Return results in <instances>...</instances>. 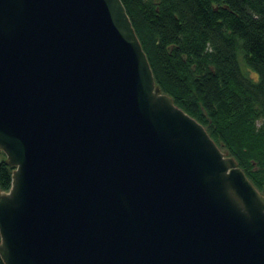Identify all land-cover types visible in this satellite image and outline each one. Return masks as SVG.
<instances>
[{
  "label": "water",
  "instance_id": "water-1",
  "mask_svg": "<svg viewBox=\"0 0 264 264\" xmlns=\"http://www.w3.org/2000/svg\"><path fill=\"white\" fill-rule=\"evenodd\" d=\"M0 151L2 264H264V195L121 0H0Z\"/></svg>",
  "mask_w": 264,
  "mask_h": 264
},
{
  "label": "trees",
  "instance_id": "trees-1",
  "mask_svg": "<svg viewBox=\"0 0 264 264\" xmlns=\"http://www.w3.org/2000/svg\"><path fill=\"white\" fill-rule=\"evenodd\" d=\"M121 1L155 83L264 195V0ZM12 170L0 151V190Z\"/></svg>",
  "mask_w": 264,
  "mask_h": 264
}]
</instances>
